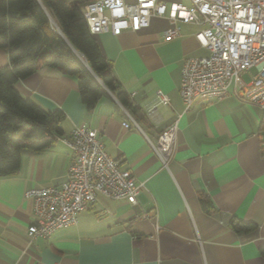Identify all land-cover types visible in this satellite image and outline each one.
<instances>
[{
	"label": "crops",
	"instance_id": "crops-1",
	"mask_svg": "<svg viewBox=\"0 0 264 264\" xmlns=\"http://www.w3.org/2000/svg\"><path fill=\"white\" fill-rule=\"evenodd\" d=\"M179 26L180 36L172 39L163 36L172 27L164 17H152L139 31L97 34L141 129L124 128L127 115L114 94L87 109L78 80L57 69L16 84L23 96L65 113L62 136L80 125L97 129L108 154L144 187L135 204L98 194L77 222L31 239L34 202L25 193L64 183L74 152L58 139L41 151H23L20 169L0 177V264H264V110L241 100L234 87L223 99L198 98L186 110L184 61L209 51L196 38L202 25ZM8 61L0 51V67ZM158 91L169 104L149 113ZM176 122L168 170L151 142ZM233 218L256 227L235 231Z\"/></svg>",
	"mask_w": 264,
	"mask_h": 264
},
{
	"label": "built area",
	"instance_id": "built-area-1",
	"mask_svg": "<svg viewBox=\"0 0 264 264\" xmlns=\"http://www.w3.org/2000/svg\"><path fill=\"white\" fill-rule=\"evenodd\" d=\"M167 3L158 0H94L84 7L93 34L126 30L139 31L150 25L152 17L167 18L172 27L163 36H180V22L202 25L196 33L199 44L209 51L207 56L189 57L182 68L180 95L188 110L198 98L223 99L234 87L241 100L264 110V0H187ZM255 69L250 83L243 74ZM157 102L148 108L154 113L169 97L157 92ZM127 119L124 128L141 129L123 107ZM177 122L163 130L151 142L163 168L170 170L176 151ZM74 152L67 179L58 186L35 187L26 191L33 199L34 220L29 226L31 239L49 237L55 231L77 222L81 211L89 208L98 194L115 200L137 202L144 187L130 169L120 166L105 150L97 129L77 126L70 136L57 138ZM264 146V131L262 135Z\"/></svg>",
	"mask_w": 264,
	"mask_h": 264
},
{
	"label": "trees",
	"instance_id": "trees-1",
	"mask_svg": "<svg viewBox=\"0 0 264 264\" xmlns=\"http://www.w3.org/2000/svg\"><path fill=\"white\" fill-rule=\"evenodd\" d=\"M91 1L0 0V51L9 59L0 67V177L20 169L23 151H41L63 135L65 113L46 109L16 87L38 70L75 77L87 109L111 93L130 113L136 110L89 29L84 7ZM231 226L238 232L256 227L237 218Z\"/></svg>",
	"mask_w": 264,
	"mask_h": 264
},
{
	"label": "rangeland",
	"instance_id": "rangeland-1",
	"mask_svg": "<svg viewBox=\"0 0 264 264\" xmlns=\"http://www.w3.org/2000/svg\"><path fill=\"white\" fill-rule=\"evenodd\" d=\"M126 1L127 2H134L136 0H126ZM166 1H167L168 6L171 4L172 1L187 3V0H166ZM253 72H255V69L253 70ZM243 78L246 80L247 83H250V81H251L250 75L245 74Z\"/></svg>",
	"mask_w": 264,
	"mask_h": 264
}]
</instances>
